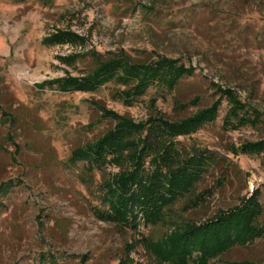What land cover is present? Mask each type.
<instances>
[{
	"label": "rangeland",
	"instance_id": "374dc122",
	"mask_svg": "<svg viewBox=\"0 0 264 264\" xmlns=\"http://www.w3.org/2000/svg\"><path fill=\"white\" fill-rule=\"evenodd\" d=\"M58 32L83 41L43 43ZM96 54L135 64L175 60L192 74L173 88L154 80L139 96L117 80L91 92L41 88L89 74ZM72 55L71 64L60 60ZM218 88L230 89L258 120L225 123L231 102ZM219 99L215 121L173 140L183 157L206 156L194 188L156 225L141 221L132 230L103 221L105 182L124 165L71 160L116 125L100 107L146 124L180 121ZM258 143L261 149L244 148ZM2 183L11 187L0 194V264H149L142 237L158 240L176 226L202 223L255 189L264 228V0H0ZM242 260L264 263V236L209 264Z\"/></svg>",
	"mask_w": 264,
	"mask_h": 264
},
{
	"label": "trees",
	"instance_id": "16d2710c",
	"mask_svg": "<svg viewBox=\"0 0 264 264\" xmlns=\"http://www.w3.org/2000/svg\"><path fill=\"white\" fill-rule=\"evenodd\" d=\"M83 41L72 32H58L43 40L47 46ZM77 55L60 57L71 64ZM95 68L81 77H62L43 82L40 86L54 87L61 92H91L98 86L117 80L131 86L135 96L141 95L154 80L173 88L181 78L192 72L175 60L160 58L148 64H135L124 55L102 59L96 54ZM222 97L231 102L225 123L234 119L238 125L257 121L247 117V110L230 89L218 88ZM221 100L199 110L180 121L169 122L163 118L150 119L146 124H135L103 107L105 118L116 122L103 136L73 151V162L84 161L92 168L107 164L124 165L123 170L105 182L101 218L114 225L137 230L140 222L145 226L156 225L164 219L165 210L179 198L186 196L202 178V166L206 162L197 152L182 156L174 139L190 136L202 126L215 121ZM146 131L145 136H140ZM261 149V143L247 144L245 149ZM241 150V149H240ZM244 150V149H242ZM245 151V150H244ZM153 165L146 169L147 159ZM89 168V167H88ZM9 183L0 184V194L10 189ZM259 190L231 209L219 211L202 223L187 222L176 226L158 240L142 237L140 243L150 255L149 264H209L236 246H246L264 236L259 223L262 207ZM1 204V202H0ZM123 258L119 264H130ZM223 264H264L249 260L226 261Z\"/></svg>",
	"mask_w": 264,
	"mask_h": 264
}]
</instances>
